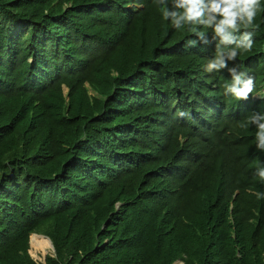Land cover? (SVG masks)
Returning a JSON list of instances; mask_svg holds the SVG:
<instances>
[{
  "label": "trees",
  "instance_id": "obj_1",
  "mask_svg": "<svg viewBox=\"0 0 264 264\" xmlns=\"http://www.w3.org/2000/svg\"><path fill=\"white\" fill-rule=\"evenodd\" d=\"M167 21L154 0H0V264H264V151L240 127L257 109L212 127L193 166L173 117L199 62L170 50ZM255 23L227 63L262 90L264 11ZM204 31L193 47L215 50ZM230 81L210 78L222 113ZM32 234L53 246L43 262Z\"/></svg>",
  "mask_w": 264,
  "mask_h": 264
},
{
  "label": "clouds",
  "instance_id": "obj_2",
  "mask_svg": "<svg viewBox=\"0 0 264 264\" xmlns=\"http://www.w3.org/2000/svg\"><path fill=\"white\" fill-rule=\"evenodd\" d=\"M164 20V27L174 31L172 35L161 32L170 45V50L177 54L178 43L182 42L183 55L199 63L187 62V78L183 91L191 100V108L187 107L186 117H173V121L185 126L186 137L192 138L193 149H187L191 155L193 166L212 153L208 138H220L211 131L212 127L225 126L232 123L233 118H241L253 112L247 120L240 124L241 128H256L257 148L264 151V89L254 85V78L246 72L239 71L237 66L229 67L227 61H235L241 52L250 51L254 43L253 37L259 30L255 23L258 13L264 11L261 0H154ZM204 29L210 30V37L215 42V50L197 49L193 47L196 39L208 37ZM182 34V36L180 34ZM190 34L189 47L185 46V35ZM184 36V38H183ZM207 43L208 41L205 40ZM227 69L231 81L223 85L225 94L224 112L214 109L213 98L216 95L215 85L210 78ZM184 115V113H180ZM185 148V147H182ZM218 161V158L211 162ZM178 168L177 163L169 164V171ZM257 175L264 181V167L257 169ZM257 198L264 197L256 193Z\"/></svg>",
  "mask_w": 264,
  "mask_h": 264
},
{
  "label": "rangeland",
  "instance_id": "obj_3",
  "mask_svg": "<svg viewBox=\"0 0 264 264\" xmlns=\"http://www.w3.org/2000/svg\"><path fill=\"white\" fill-rule=\"evenodd\" d=\"M34 238V237H33ZM48 239V238H47ZM46 237L39 234L35 236L32 242L29 239V253L38 262H43L44 257L48 253H52L53 248L49 243H46ZM176 264V263H175Z\"/></svg>",
  "mask_w": 264,
  "mask_h": 264
},
{
  "label": "bare ground",
  "instance_id": "obj_4",
  "mask_svg": "<svg viewBox=\"0 0 264 264\" xmlns=\"http://www.w3.org/2000/svg\"><path fill=\"white\" fill-rule=\"evenodd\" d=\"M36 235H37V234H32L31 237H34V238H35ZM38 236H39V235H38ZM41 236H42V235H41ZM42 237H43V236H42ZM34 238H32L31 242L33 241ZM45 241H48V243H49V245H50V242H49V240H48L47 238H46ZM176 264H181V262H178V261H177Z\"/></svg>",
  "mask_w": 264,
  "mask_h": 264
},
{
  "label": "water",
  "instance_id": "obj_5",
  "mask_svg": "<svg viewBox=\"0 0 264 264\" xmlns=\"http://www.w3.org/2000/svg\"><path fill=\"white\" fill-rule=\"evenodd\" d=\"M42 236H44V235H42ZM49 240V239H48ZM49 242H50V245L52 246V244H51V241L49 240ZM52 248H53V246H52ZM182 264V263H181Z\"/></svg>",
  "mask_w": 264,
  "mask_h": 264
}]
</instances>
